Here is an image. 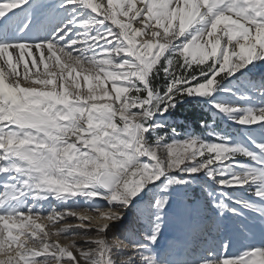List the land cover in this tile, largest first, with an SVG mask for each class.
I'll return each instance as SVG.
<instances>
[{"label": "snow or ice", "instance_id": "1", "mask_svg": "<svg viewBox=\"0 0 264 264\" xmlns=\"http://www.w3.org/2000/svg\"><path fill=\"white\" fill-rule=\"evenodd\" d=\"M0 264H264V0H0Z\"/></svg>", "mask_w": 264, "mask_h": 264}, {"label": "rangeland", "instance_id": "2", "mask_svg": "<svg viewBox=\"0 0 264 264\" xmlns=\"http://www.w3.org/2000/svg\"><path fill=\"white\" fill-rule=\"evenodd\" d=\"M201 108L200 106L197 105H185L184 108L180 109L179 112V116L181 117V123L183 125L186 126L187 130L189 131H195V132H199V126H198V121L199 118L201 116ZM173 234V228L170 226L167 230H166V238L170 237ZM61 244H67L70 243L69 240H64L63 238H61L60 240ZM77 244H82L83 241L77 239L76 240Z\"/></svg>", "mask_w": 264, "mask_h": 264}, {"label": "bare ground", "instance_id": "3", "mask_svg": "<svg viewBox=\"0 0 264 264\" xmlns=\"http://www.w3.org/2000/svg\"><path fill=\"white\" fill-rule=\"evenodd\" d=\"M87 223V222H86Z\"/></svg>", "mask_w": 264, "mask_h": 264}]
</instances>
